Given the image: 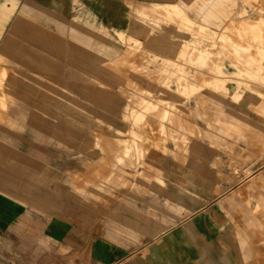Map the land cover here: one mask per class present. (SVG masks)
<instances>
[{
	"label": "crops",
	"instance_id": "0c3cea01",
	"mask_svg": "<svg viewBox=\"0 0 264 264\" xmlns=\"http://www.w3.org/2000/svg\"><path fill=\"white\" fill-rule=\"evenodd\" d=\"M179 1L0 0V264H242L264 241V61L201 66L217 91L187 151L122 138L120 85L147 87L114 68L147 65L114 34ZM248 19L227 27L255 40Z\"/></svg>",
	"mask_w": 264,
	"mask_h": 264
},
{
	"label": "rangeland",
	"instance_id": "374dc122",
	"mask_svg": "<svg viewBox=\"0 0 264 264\" xmlns=\"http://www.w3.org/2000/svg\"><path fill=\"white\" fill-rule=\"evenodd\" d=\"M176 4L178 7L172 8L174 12L169 17L162 13L169 11L168 6H158L150 9L149 13L138 14L144 18L135 16L132 29L127 33L131 37L126 39L121 34L120 38L117 34L113 37V43L123 54L128 51L130 59H141L147 65L144 68L131 66L135 63H130L121 70L114 68V74L120 76L125 77L128 71L143 76L147 87L143 90L133 82L120 85L127 84V91L121 90L133 107L130 116L125 117L130 129L122 138L129 141L135 138L162 152H167L166 145L169 143L185 152L190 138H199L200 132L196 130L199 128L197 121L201 118L202 91H217L216 83L206 82V77L205 81L202 80L199 74L201 66L210 73L245 76L249 67L234 64H248L249 58L258 59L256 63L259 65L264 61V0H180ZM248 18L262 22L255 40H252L254 34L251 37L249 34L240 36L227 27ZM224 32L225 35L230 33L231 38H226ZM123 54L114 53L113 57ZM217 61L231 66H213L218 64ZM230 69L236 71L231 72ZM256 69L260 71V67ZM236 85L245 86L242 83ZM191 100L195 101V111L190 110ZM204 105L206 108V98ZM138 111L143 113H136ZM133 131L136 133L134 136ZM177 137H185V140ZM118 178L116 185L125 184L122 175ZM260 238L264 240V236ZM256 243V250H249L252 257H242V264H264V241Z\"/></svg>",
	"mask_w": 264,
	"mask_h": 264
},
{
	"label": "bare ground",
	"instance_id": "6f19581e",
	"mask_svg": "<svg viewBox=\"0 0 264 264\" xmlns=\"http://www.w3.org/2000/svg\"><path fill=\"white\" fill-rule=\"evenodd\" d=\"M149 17H150V16H149ZM146 18H147V17H146ZM239 32H240V31H239ZM236 37H237V36H236ZM234 41H235V40H234ZM1 79H3V78H1ZM183 126H184V125H183ZM250 152H251V151H250ZM194 174H195V173H194ZM251 244H252V243H251ZM256 245H257V243H256ZM256 245H255V246H256ZM255 248H256V247H255ZM252 249H253V248H252ZM255 250H256V249H255Z\"/></svg>",
	"mask_w": 264,
	"mask_h": 264
}]
</instances>
